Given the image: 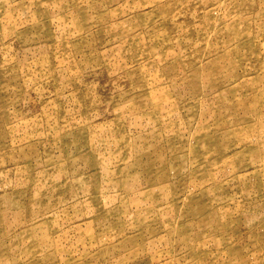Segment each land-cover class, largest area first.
Here are the masks:
<instances>
[{"label": "rangeland", "instance_id": "obj_1", "mask_svg": "<svg viewBox=\"0 0 264 264\" xmlns=\"http://www.w3.org/2000/svg\"><path fill=\"white\" fill-rule=\"evenodd\" d=\"M0 264H264V0H0Z\"/></svg>", "mask_w": 264, "mask_h": 264}]
</instances>
